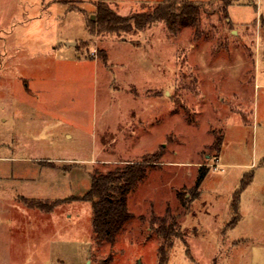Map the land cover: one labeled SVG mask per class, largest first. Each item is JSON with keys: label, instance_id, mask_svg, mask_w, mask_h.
Listing matches in <instances>:
<instances>
[{"label": "rangeland", "instance_id": "1", "mask_svg": "<svg viewBox=\"0 0 264 264\" xmlns=\"http://www.w3.org/2000/svg\"><path fill=\"white\" fill-rule=\"evenodd\" d=\"M97 1L162 0H0V264H159L169 241L166 264H264V0H184L195 25L94 35ZM156 156L134 219L98 243L91 175Z\"/></svg>", "mask_w": 264, "mask_h": 264}, {"label": "trees", "instance_id": "2", "mask_svg": "<svg viewBox=\"0 0 264 264\" xmlns=\"http://www.w3.org/2000/svg\"><path fill=\"white\" fill-rule=\"evenodd\" d=\"M199 13L200 6L196 3L184 0H162L150 10L120 15L105 2L97 1L95 2V18L87 17L86 26L89 32L94 35L128 34L140 32L151 23L160 20L165 21L169 27H172L175 23L179 26L195 25L198 22ZM221 143L222 139L219 138L214 142L217 148L220 147ZM157 157H154V159L146 158L137 162H127L105 172L96 171L91 175L90 187L81 199L90 204L92 230L98 243L114 244L119 232L134 219V214L128 210V195L144 180L148 171V163L156 162ZM204 173L203 166H200L196 186L201 182ZM251 180L252 173H244L239 188L232 194L231 206L235 213L228 223L230 226H233L239 218L240 192ZM180 200L183 201L181 197ZM26 203L32 207H41L39 201L33 199L26 201ZM52 206L53 204L50 207ZM164 217L160 218L156 231L167 239L171 236L178 221L173 219L172 222L166 223ZM169 243L170 241L159 246V264H166Z\"/></svg>", "mask_w": 264, "mask_h": 264}, {"label": "water", "instance_id": "3", "mask_svg": "<svg viewBox=\"0 0 264 264\" xmlns=\"http://www.w3.org/2000/svg\"><path fill=\"white\" fill-rule=\"evenodd\" d=\"M70 43H68V45H69ZM73 44H75V43H73ZM137 264H140V262H138Z\"/></svg>", "mask_w": 264, "mask_h": 264}]
</instances>
